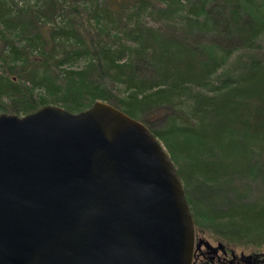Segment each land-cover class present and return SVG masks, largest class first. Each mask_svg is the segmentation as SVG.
<instances>
[{
    "label": "trees",
    "instance_id": "trees-1",
    "mask_svg": "<svg viewBox=\"0 0 264 264\" xmlns=\"http://www.w3.org/2000/svg\"><path fill=\"white\" fill-rule=\"evenodd\" d=\"M167 1L93 0L84 12L80 0L21 7L0 0V114L23 116L46 105L80 112L108 102L164 144L198 235L262 244L264 59L253 55L239 76L210 83L239 44L261 39L264 0H195L182 25L162 28L135 18L148 8L175 16ZM191 90L185 110L175 102Z\"/></svg>",
    "mask_w": 264,
    "mask_h": 264
},
{
    "label": "water",
    "instance_id": "water-1",
    "mask_svg": "<svg viewBox=\"0 0 264 264\" xmlns=\"http://www.w3.org/2000/svg\"><path fill=\"white\" fill-rule=\"evenodd\" d=\"M196 234L144 122L105 101L0 114V264H193Z\"/></svg>",
    "mask_w": 264,
    "mask_h": 264
},
{
    "label": "rangeland",
    "instance_id": "rangeland-1",
    "mask_svg": "<svg viewBox=\"0 0 264 264\" xmlns=\"http://www.w3.org/2000/svg\"><path fill=\"white\" fill-rule=\"evenodd\" d=\"M15 3H17L19 7H21L23 4L38 2V0H14ZM41 1V0H39ZM71 1V0H69ZM93 0H80L81 7L86 12V9H89L90 6H92ZM195 0H168L167 3H171L176 11V15L174 16H168V17H162L159 15L153 8H148L146 10H143L142 12H139L136 14L135 18L137 20L139 19L141 22L146 23L148 26H153L157 28H162L166 23H173V24H180L184 23V18H186L189 14L192 15V4ZM102 2V1H101ZM88 11V10H87ZM132 13H129V16H131ZM64 17L61 16L57 19V24L63 23ZM95 25V24H94ZM113 26V24H112ZM117 29V28H114ZM110 40H114L109 38ZM238 50L235 51L233 56L228 59L227 63L218 71V74H216L213 77V81H211V85H219L221 83V80L224 78L226 74H231L233 76H239V74L243 73L246 68L248 67L250 59L254 56H258L262 59H264V34L262 35L261 39L252 47H248L242 44L238 45ZM84 65V60L81 59L78 62L76 61L73 68L82 67ZM59 73V72H57ZM116 89L120 90L117 85H115ZM193 89V88H191ZM198 90V89H197ZM37 92H40L37 90ZM43 92V90H41ZM195 93V90H191L188 92H185L182 94V96L176 100V104L179 107H183L185 110H187L191 105L193 101V95ZM204 235H199L200 238H203L210 243H222L228 247H232L238 250H243L245 254H254L255 252H264V243L259 245L254 244H228L224 241H221L218 237L215 236L212 232L204 231Z\"/></svg>",
    "mask_w": 264,
    "mask_h": 264
},
{
    "label": "flooded vegetation",
    "instance_id": "flooded-vegetation-1",
    "mask_svg": "<svg viewBox=\"0 0 264 264\" xmlns=\"http://www.w3.org/2000/svg\"><path fill=\"white\" fill-rule=\"evenodd\" d=\"M200 239L196 234V240ZM211 247L202 244L196 247L193 264H264V252L261 254H245L243 250H238L224 245L218 248L219 243H210Z\"/></svg>",
    "mask_w": 264,
    "mask_h": 264
}]
</instances>
